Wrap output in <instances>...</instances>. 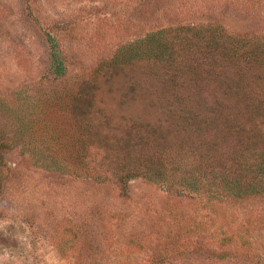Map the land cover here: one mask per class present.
<instances>
[{
    "label": "rangeland",
    "instance_id": "rangeland-1",
    "mask_svg": "<svg viewBox=\"0 0 264 264\" xmlns=\"http://www.w3.org/2000/svg\"><path fill=\"white\" fill-rule=\"evenodd\" d=\"M187 24L263 38L264 0H0V264H264V192L226 186L264 187V137L239 127L254 112L214 86L179 89L203 113L205 99L225 102L211 127L146 107L160 73L140 60L141 42ZM144 121L158 131L150 146L124 147ZM86 122L83 163L73 137ZM150 156L165 175L132 179L122 196L116 164Z\"/></svg>",
    "mask_w": 264,
    "mask_h": 264
},
{
    "label": "trees",
    "instance_id": "trees-1",
    "mask_svg": "<svg viewBox=\"0 0 264 264\" xmlns=\"http://www.w3.org/2000/svg\"><path fill=\"white\" fill-rule=\"evenodd\" d=\"M52 44L55 50L57 44L54 42ZM141 44L143 51L140 54V60L146 62L152 69V73H160L157 75V79L160 81H155L149 86V94L155 98L147 102V110L157 104L161 112L167 116L174 118L175 115L180 114V117L192 119L198 129L214 126L219 122L217 114L223 109L224 101L216 100L213 103L214 106L212 104L208 107V100L205 99L200 105L204 109H208L209 112L203 113L202 109H192L193 104L186 102L184 97L179 94V89L184 87L196 90L201 87L214 86L220 89L224 97L235 100L236 105L246 107V114L250 111L254 112L249 114L250 118L247 122L239 125L241 131L248 133L252 141L259 139V136L264 137V110L258 108L262 99L256 97L259 90H264V37L234 34L221 25L187 24L164 27L150 32ZM131 46H133L132 50L136 45L131 44ZM52 58L55 72L63 74L64 66L59 52L55 50ZM156 82H159L160 86L155 85ZM169 82L172 83L174 91L171 99H166L164 92L170 90ZM245 103L248 104L245 105ZM82 117L85 121L87 114L82 113ZM148 121L150 120L148 119ZM150 122L144 121L139 127L130 126L131 129L127 130L124 136V147L131 146L134 150L148 148L150 138L156 136L158 132L156 125ZM77 130L79 132L75 130L73 138L74 141L80 142V145L77 146L78 152L74 158H81L84 163L90 145L88 141L91 127L86 122L80 124ZM135 138L138 140L135 141ZM114 139L118 142L120 140L116 133L111 135L108 141L113 140L114 142ZM142 143L145 146H141ZM5 147V143L0 142V151ZM103 147H105V143ZM116 150L113 149L115 153ZM250 156L254 157V154ZM143 159L139 165L131 164L132 167L128 163H123L126 164L125 166H121L120 163L116 164L115 171L118 173H114V176L122 196H128V184L132 179L157 180L165 175V171L160 170L161 168L154 167L153 157H148L147 161ZM2 161L3 158L0 155V162ZM261 165L264 166V163ZM239 179L226 180L228 192L234 197L257 195L264 192V187L259 182H246L242 186V180ZM2 188L1 180L0 195ZM213 196H218L216 191L210 194L209 198Z\"/></svg>",
    "mask_w": 264,
    "mask_h": 264
}]
</instances>
